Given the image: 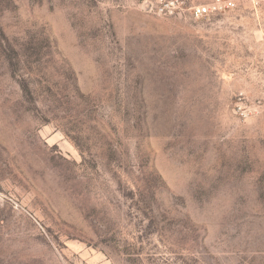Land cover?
<instances>
[{"label": "rangeland", "instance_id": "obj_1", "mask_svg": "<svg viewBox=\"0 0 264 264\" xmlns=\"http://www.w3.org/2000/svg\"><path fill=\"white\" fill-rule=\"evenodd\" d=\"M159 7L0 0V264H264V0Z\"/></svg>", "mask_w": 264, "mask_h": 264}, {"label": "built area", "instance_id": "obj_2", "mask_svg": "<svg viewBox=\"0 0 264 264\" xmlns=\"http://www.w3.org/2000/svg\"><path fill=\"white\" fill-rule=\"evenodd\" d=\"M161 10L166 9L172 12L174 9L181 8L184 4L189 6L191 13L195 16H202L221 8V0H213L205 4H193L192 0H156Z\"/></svg>", "mask_w": 264, "mask_h": 264}]
</instances>
